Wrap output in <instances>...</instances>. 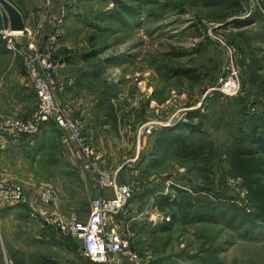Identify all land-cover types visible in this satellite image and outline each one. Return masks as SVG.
I'll list each match as a JSON object with an SVG mask.
<instances>
[{
	"label": "rangeland",
	"instance_id": "obj_1",
	"mask_svg": "<svg viewBox=\"0 0 264 264\" xmlns=\"http://www.w3.org/2000/svg\"><path fill=\"white\" fill-rule=\"evenodd\" d=\"M9 1L24 15L29 30L15 36V42L23 50L40 48L46 22L42 0ZM238 2L245 12L227 16L231 10L222 0H53V10L57 4H67L62 40L83 56L85 65L77 69L83 72L87 67L85 73L96 82L77 84L81 97L96 99L100 90L104 92L96 108L107 126L82 128L79 124L82 132L111 173L117 168L113 162L123 165L120 171L126 167L139 172L138 178L125 182L134 190L135 212L113 215L111 221H122L119 227L131 233L132 251L145 264H264V163L258 184L248 181L253 159L264 160V152L259 147L239 149L245 144L236 141L248 133L246 126L254 120L255 134L264 140V0ZM117 6L120 13L113 17ZM128 8L138 11L142 21L121 23V18H130L133 10ZM244 13L254 16L250 21L254 24L233 27L231 19L244 20ZM7 22L0 6V30ZM62 50L56 58L65 56ZM232 66L238 71L240 89L235 96H225L217 84ZM175 69L188 71L175 74ZM15 85L21 95L16 94ZM0 94L19 106V111L10 107L0 118V135L8 141L4 121L28 120L37 97L21 54L8 50L1 36ZM115 118H119L116 124ZM184 123L199 131L176 129ZM41 126L36 145L23 155V170H1L0 177L17 180L29 198L37 197L43 187H54L65 201L80 197V204L77 201L73 208L76 217L84 220L92 201L87 177L78 173L59 179L65 171L64 133L53 120ZM148 126L151 132L145 134ZM163 129L180 132L192 142L190 146H202L203 154L198 158L181 155L174 145L159 149L156 143ZM233 148L248 153L241 163ZM78 182H83L80 189ZM73 185L76 191L68 190ZM172 185L183 192H175ZM145 207L169 215L170 221L147 223L138 214ZM30 213L28 204L0 199V264H59L56 261L63 260L62 249L53 259L55 254L38 247L33 233L51 231V226Z\"/></svg>",
	"mask_w": 264,
	"mask_h": 264
},
{
	"label": "built area",
	"instance_id": "obj_2",
	"mask_svg": "<svg viewBox=\"0 0 264 264\" xmlns=\"http://www.w3.org/2000/svg\"><path fill=\"white\" fill-rule=\"evenodd\" d=\"M42 6L46 18L42 31L46 24H51L46 36V46L40 45V48L33 46L30 50H23L21 44L15 42L14 37L29 32L27 27L24 32L10 31L7 26L0 30V36L6 48L21 54L29 84L37 97L36 109L28 120H5L3 130L11 141L18 142L23 134L37 133L44 122L53 120L63 131L65 139L73 143L81 153L82 167L95 176L97 186L101 190L112 188L115 196L111 198L96 196L91 201L87 220L82 221L73 214L69 223L63 222L51 210V207L58 202V196L51 187H43L38 191L37 198L31 199L25 193L23 185L17 183V180L12 178L11 180L9 176V178L0 177V199L8 204H28L32 218L41 216L47 225L81 241L83 255L90 264H121L118 259L119 254L129 255L134 264H145L144 258L132 251L131 233H125L123 228L119 227L122 221L115 222L117 219L111 221L113 215L135 212L131 202L134 196L132 186L130 183L117 184L115 182L108 167L102 165V154L93 148L77 120L57 98L54 74L65 67V62L56 58V52L62 42L68 19L67 4H57L53 10V0H42ZM246 14L244 13L243 18L249 17ZM237 72L232 66L231 71H225L219 78L217 89L220 93L225 96L238 94L240 84ZM150 132V126L144 128L145 134ZM138 214L150 224L170 221L171 218L169 215L164 216L155 208L148 209L147 207Z\"/></svg>",
	"mask_w": 264,
	"mask_h": 264
},
{
	"label": "crops",
	"instance_id": "obj_3",
	"mask_svg": "<svg viewBox=\"0 0 264 264\" xmlns=\"http://www.w3.org/2000/svg\"><path fill=\"white\" fill-rule=\"evenodd\" d=\"M50 26L51 24L45 25V29L43 31L44 34L42 35V39L44 38L43 44H42L43 46H46L45 41H46V36L48 35L50 31ZM61 48L67 51L62 50L66 52V54L63 57H59V59L65 62V67L55 72L54 74V79L57 85V91H56L57 98L63 103L66 110L74 118L78 120L82 128H83V125L84 127H88V128H91L92 126L96 128L98 127L99 124L101 126H107L106 125L107 122L104 120V116H102L101 113H99L96 108V106L100 107L99 101L100 102L101 100L103 101L104 92L100 90V94L98 95V97L96 99H93V95L89 91L92 97L87 95L91 97V99L86 100L81 97L83 95L77 89L80 86L78 85L77 87V84H80L82 81L84 83L92 82L96 84L95 81H92V80L90 81V76H93V75H91L90 73H85V71H89L87 67L83 72H82L83 69L82 70L77 69L78 65H85L83 62V56H81V54L79 56L78 54L74 53L73 45L68 42H65V40L64 41L62 40L60 47L58 48L56 52V55L60 52ZM15 87L18 88L16 91V94L21 95L22 92L19 91V86L15 85ZM7 91L10 93L11 90L7 89ZM84 93H87V92L84 91ZM101 95H102V98H101ZM10 107H14V110L19 111V106L16 105L15 102L9 103V100L5 101L4 95L0 94V118L5 113H7V110L8 111L11 110ZM113 121H115V124H116L117 122H119V118H115L113 119ZM86 132L89 133L88 131ZM39 138L40 136H38V139ZM38 139L37 140L35 139L34 141L27 142V143H26L27 140H24V141L22 140L20 142L19 141L14 142L11 140L7 141L5 140V138H3L0 135V171L4 170L6 172H9L14 168L15 170L17 169L23 170L22 169L23 164L21 165L23 155L27 154L30 148L36 145ZM61 139H62L61 157L63 161L62 166L65 168V171L63 172V178H59V179L62 180L64 179V177L71 176V174H74V175H77L78 173L83 174L84 177H87V180H88L86 182L87 186L89 185V187L92 189V199L95 198L96 196H102L106 198L114 197L115 191L112 188H104L101 190L97 186L95 176L82 167L83 157L81 153L78 151V149L74 146V144L67 141L64 135L63 137H61ZM134 159L136 160L135 161L136 163L137 160H139V157L137 156ZM113 163L115 164V166H117V168H116V171L111 174L117 184L125 183L129 179L133 180L132 178H138L139 172L136 169H128L125 167V171L124 170L120 171L123 165L119 164L118 162H113ZM129 166L130 167L134 166V164H130ZM142 167L143 166H141L140 168L138 167L137 168L139 171H142ZM116 172L117 173L119 172V173L117 174ZM121 172L122 174L126 173L128 176L121 175ZM63 181L65 182L66 180H63ZM75 185H77L78 188L80 189L81 186L83 185V182H78V184H75ZM75 185H73V187L68 190L76 191ZM53 189L56 190L54 187ZM56 193H58L57 194L58 202L51 207V210L63 222L69 223L71 217L73 216V214H75L73 205L77 206V201L78 203L80 202L79 200L80 197L77 198L75 196L76 198L73 197L71 201L70 200L65 201V196L63 194L61 193L59 194L58 191ZM30 197L33 199L32 194ZM36 198L37 197H35V199ZM90 202L88 203V206L86 209L85 219L82 221H85L88 218V215L90 213V205H89ZM50 230L51 231L41 230V231H37L33 233L34 238L37 240V242H39V245H38L39 248H42L43 250H45L46 248L47 250H49L50 254H55V255H52V257L56 256L57 252H60L62 249L63 256L61 257L63 258V260L59 259V262L56 261L59 264H90L89 260L83 255V245L81 241L74 239L72 236L68 237L69 234H64L61 231L55 230L53 227H50ZM50 256H48V258H50ZM53 259L55 258L53 257ZM118 259L120 260L121 264H134L133 260L127 254H119Z\"/></svg>",
	"mask_w": 264,
	"mask_h": 264
},
{
	"label": "trees",
	"instance_id": "obj_4",
	"mask_svg": "<svg viewBox=\"0 0 264 264\" xmlns=\"http://www.w3.org/2000/svg\"><path fill=\"white\" fill-rule=\"evenodd\" d=\"M222 1H224V2L227 1V6H228L227 8H228V10H231V13L227 14V16L237 14L239 12L244 11L243 7H241L239 2H238L239 0H222ZM116 9H117V12H115V9H113V11H112L113 17L118 16L120 13V9L118 8V6L116 7ZM133 9L134 8H128L127 10L129 11V10H133ZM122 13L124 14V10L122 11ZM129 14H130V18H128V19L121 18V23H123L125 25H129L132 23L140 22L139 21L140 14L138 11H135V10L129 11ZM253 17L254 16L252 15V16H249L248 18H245L244 20H236L235 18H232L231 19L232 25L234 27H237V28H242L245 25H248L250 23V21H252L254 19ZM247 41H248V39H247ZM263 43H264V39H263ZM183 52L184 51L176 52L177 53L176 55H181ZM86 56H89V55H86ZM185 71H188V70H184V71H180L179 69L174 70L175 74L180 73V72H185ZM195 112L199 113V111H195ZM193 113L194 112L190 113V116H192V118L195 117L193 115ZM255 123L256 122L254 120L253 124L251 123V125H249V126L247 125L246 127H250V130H248V133L246 135L242 134L241 138L239 137L240 139L236 140V141H239V144H241V143L245 144V146L240 147L239 149L247 148V146L251 147L252 149H254V147H259L261 149V151L264 152V140L261 137L256 136L255 130L253 129V127L255 126ZM43 128H42V126H40L39 131L42 132ZM182 128H189L190 129L189 131L191 134L195 133V131H199V130H197L198 128L195 125L191 126L188 123H184V124H181L180 126L176 127L177 130L182 129ZM172 131H174V130L168 131V129H163L160 131V137L158 139V142L156 143V146L159 149L168 150V149L172 148V146L174 145V146H176V148H178V153H181V155L192 156L193 158H198L201 154H203V153H201V150L203 149L202 146L201 147L194 146V145L190 146V143L192 144L191 141H189L188 139H186L185 137L180 135L181 134L180 132L173 134L174 132L172 133ZM40 132H37L34 134H23L21 136L19 142L22 140L23 141L27 140L26 143L34 141L36 138H38V136L40 135ZM239 149L233 148V150H235V152H234L235 158L237 159L238 162H240V161L242 162V160H245V158H243V157H247V155H245V154H248V153L244 152L243 150H239ZM148 155H149V153H148ZM253 160L255 163L252 166H250V169H249L250 170L249 172L251 173L250 176L253 178V179L252 178L248 179V181L250 182V185H252L254 183L258 184V182H259L258 174L261 172V167L263 166V163H264V160L259 158V157L254 158ZM171 189L174 190L175 192H177V191H179L181 193L183 192V189L178 188L177 186H174V185L171 186ZM168 197L170 198L171 195H169ZM163 203H166V202L163 201ZM163 203H161V205H163ZM203 217L204 216H197V218H199V219L203 218Z\"/></svg>",
	"mask_w": 264,
	"mask_h": 264
},
{
	"label": "water",
	"instance_id": "obj_5",
	"mask_svg": "<svg viewBox=\"0 0 264 264\" xmlns=\"http://www.w3.org/2000/svg\"><path fill=\"white\" fill-rule=\"evenodd\" d=\"M0 6L6 14L8 29L14 32H24L26 28L25 21L19 9L9 0H0Z\"/></svg>",
	"mask_w": 264,
	"mask_h": 264
},
{
	"label": "bare ground",
	"instance_id": "obj_6",
	"mask_svg": "<svg viewBox=\"0 0 264 264\" xmlns=\"http://www.w3.org/2000/svg\"><path fill=\"white\" fill-rule=\"evenodd\" d=\"M251 22H253V20Z\"/></svg>",
	"mask_w": 264,
	"mask_h": 264
}]
</instances>
